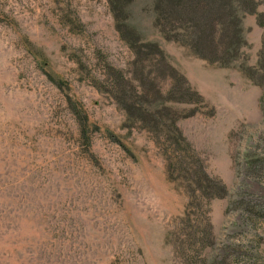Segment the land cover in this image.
Listing matches in <instances>:
<instances>
[{"label": "rangeland", "instance_id": "374dc122", "mask_svg": "<svg viewBox=\"0 0 264 264\" xmlns=\"http://www.w3.org/2000/svg\"><path fill=\"white\" fill-rule=\"evenodd\" d=\"M253 1L227 63L163 38L153 0L124 8L196 92L151 101L188 148L156 142L117 100L124 90H107L109 65H135L107 0H0V264H264V0ZM184 148L223 195L189 202L166 166Z\"/></svg>", "mask_w": 264, "mask_h": 264}, {"label": "trees", "instance_id": "16d2710c", "mask_svg": "<svg viewBox=\"0 0 264 264\" xmlns=\"http://www.w3.org/2000/svg\"><path fill=\"white\" fill-rule=\"evenodd\" d=\"M107 1L121 38L128 42L135 55L133 76L124 75L121 69L113 65L108 66L105 75L107 90L116 95L115 98L124 90V94L117 100L128 115L138 117L152 131L153 128L156 129L154 133L156 142L166 143L168 139L177 140L178 137L190 148L191 144L182 134L176 117L168 116L170 112L168 107L163 106V109L152 107L151 101L156 94L160 97L164 92L185 96L196 92L186 77L168 59L159 41L143 40L127 22L124 8L132 0ZM253 2V0H153V22L163 38L185 45L192 53L208 61L227 63L234 58L240 43L244 40L243 9L254 10ZM162 80H167L165 88L160 84ZM150 82L151 92L148 87ZM170 143L166 144V147L171 146ZM183 150L175 152L176 160L170 163L168 159L166 166L168 171L176 167L181 171L189 202H193L198 193L207 196L223 195L225 188L221 180L208 175L202 163L198 162V155L193 162L188 163L186 152L189 150L187 148ZM192 156L194 157L193 154ZM168 177L170 178L169 172Z\"/></svg>", "mask_w": 264, "mask_h": 264}]
</instances>
